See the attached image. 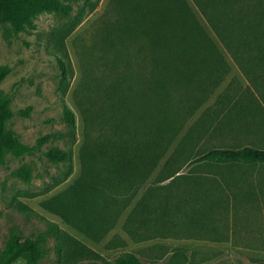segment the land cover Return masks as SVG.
<instances>
[{
	"label": "trees",
	"instance_id": "1",
	"mask_svg": "<svg viewBox=\"0 0 264 264\" xmlns=\"http://www.w3.org/2000/svg\"><path fill=\"white\" fill-rule=\"evenodd\" d=\"M110 6L114 18L101 25L91 45L95 57L84 61L75 90L84 118L81 173L45 206L96 241L127 211L123 227L135 241L180 235L229 240L230 216L237 218L241 206L264 196V0H111ZM73 9L67 0H0V24L18 35L35 27L40 13L69 16ZM61 42L68 58L59 57L66 91L75 69ZM228 55L246 82L232 76L188 125L230 75ZM11 71L0 63V83ZM11 100L0 93L3 165L9 154L35 153L55 136L24 142L7 126L16 114ZM64 116L76 134V111L66 104ZM215 136H246L249 142L202 147ZM44 153L54 163L70 158L58 146ZM20 174L31 179L27 166ZM52 236L71 262L106 264L95 249L51 221L36 235L12 230L0 264H38ZM190 258L177 249L155 264H188ZM111 264L151 263L124 252Z\"/></svg>",
	"mask_w": 264,
	"mask_h": 264
},
{
	"label": "rangeland",
	"instance_id": "2",
	"mask_svg": "<svg viewBox=\"0 0 264 264\" xmlns=\"http://www.w3.org/2000/svg\"><path fill=\"white\" fill-rule=\"evenodd\" d=\"M110 1L67 0L74 6L71 15L40 13L34 19L36 26L18 35L8 33L5 25L0 24V63L12 66L11 73L0 83V93L11 95V106L16 111L7 126L24 142L31 144L43 135L55 134L41 150L22 157L9 154L7 163L0 164V251L12 230L19 229L26 235H36L47 229L51 221L95 249L106 264H111L116 256L124 252H137L144 260L155 264L164 254L170 255L177 249H184L191 255L188 264H264V196L241 206L237 218L230 216L233 234L229 240L223 241L185 235L135 241L123 227L128 211L116 227L101 241H96L45 206L47 199L67 188L81 173L80 148L84 141V118L75 101V90L83 74L84 61L95 57L91 45L101 25L107 19L114 18ZM79 17H82L81 23L64 35V30H68ZM60 40L67 46L75 69V76L66 91L59 57L67 62L68 58ZM227 57L232 65L230 75L188 125L214 102L232 76L239 75L246 82L232 57ZM66 104L77 113L74 135L64 116ZM179 138L168 154L174 150ZM237 138L215 136L202 147L213 143L232 145L235 142H249L246 136L244 139ZM50 146L68 149L69 160L54 163L44 153ZM26 166L31 170L29 181L20 174ZM168 181L170 179L166 183ZM147 185L138 196L142 195ZM125 240L126 243L123 242ZM58 245V239L52 236L47 243V254L38 264L86 262L83 259L71 262L64 252H59Z\"/></svg>",
	"mask_w": 264,
	"mask_h": 264
}]
</instances>
